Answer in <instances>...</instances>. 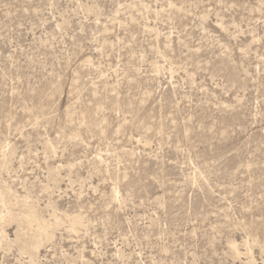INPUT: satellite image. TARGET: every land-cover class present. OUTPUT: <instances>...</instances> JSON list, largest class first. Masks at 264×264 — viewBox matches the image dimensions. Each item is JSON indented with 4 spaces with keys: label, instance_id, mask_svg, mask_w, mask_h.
<instances>
[{
    "label": "rangeland",
    "instance_id": "rangeland-1",
    "mask_svg": "<svg viewBox=\"0 0 264 264\" xmlns=\"http://www.w3.org/2000/svg\"><path fill=\"white\" fill-rule=\"evenodd\" d=\"M0 193V264H264V0H0Z\"/></svg>",
    "mask_w": 264,
    "mask_h": 264
},
{
    "label": "bare ground",
    "instance_id": "bare-ground-1",
    "mask_svg": "<svg viewBox=\"0 0 264 264\" xmlns=\"http://www.w3.org/2000/svg\"><path fill=\"white\" fill-rule=\"evenodd\" d=\"M3 201V197H2V194L0 193V202H2ZM5 205H7V204H5ZM27 205V204H26ZM6 207H8V206H6ZM8 208H10V207H8ZM10 211V210H9ZM8 211V212H9ZM24 211V210H23ZM30 211V210H29ZM21 213V212H20ZM6 214V213H5ZM16 214V213H15ZM4 215V214H3ZM14 215V214H13ZM12 215V216H13ZM11 216V215H10ZM5 217H6V215H5ZM0 218H1V216H0ZM16 218H18V220L20 221V222H24L27 226H32L33 224H34V229L32 230V233H31V235H30V237H31V240H32V242H33V245L35 244V246L38 244V241H39V239H41L42 237H46L49 233L48 232H50L49 230V228H51L50 227V225H52V224H47V222L45 223L44 221H42V219H40L39 217H38V215L35 213V212H29V213H27V214H24V215H19L18 217L16 216ZM10 220V219H9ZM13 220H14V218H13ZM77 222V220L76 219H74L73 220V223H76ZM57 223H59V221H56L54 224H53V226L55 225V224H57ZM4 225V224H3ZM23 225V224H22ZM23 232V231H22ZM31 232V231H30ZM29 232V233H30ZM26 233V232H25ZM23 235V234H22ZM24 237H26L25 235H24ZM31 242V243H32ZM1 245V244H0ZM35 248V247H34Z\"/></svg>",
    "mask_w": 264,
    "mask_h": 264
}]
</instances>
